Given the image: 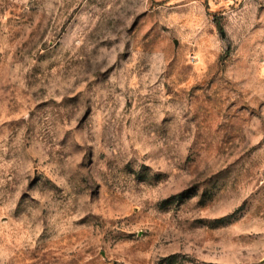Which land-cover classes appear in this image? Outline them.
I'll return each instance as SVG.
<instances>
[{
	"label": "rangeland",
	"instance_id": "1",
	"mask_svg": "<svg viewBox=\"0 0 264 264\" xmlns=\"http://www.w3.org/2000/svg\"><path fill=\"white\" fill-rule=\"evenodd\" d=\"M0 264H264V0H0Z\"/></svg>",
	"mask_w": 264,
	"mask_h": 264
}]
</instances>
